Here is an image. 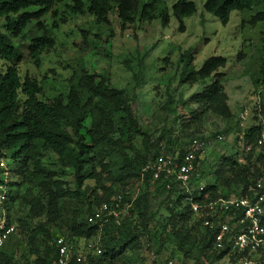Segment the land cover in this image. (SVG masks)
<instances>
[{
	"label": "rangeland",
	"instance_id": "rangeland-1",
	"mask_svg": "<svg viewBox=\"0 0 264 264\" xmlns=\"http://www.w3.org/2000/svg\"><path fill=\"white\" fill-rule=\"evenodd\" d=\"M173 1L143 0V4H149L145 11L154 18L147 21L138 14L134 23L120 31L113 11L108 14L109 26L97 25L86 14L69 16L64 12V4L69 1L56 0L53 8L56 16H45V29L38 31L27 24L23 40H12L21 55L16 66L19 78L36 80L41 88L38 99L44 102L65 95L69 85H75L81 74L105 78L112 88L126 91L138 130L154 139L163 133L161 146L167 145L170 151L176 152L181 148L185 150L187 142L195 137L205 142L204 153L197 163L203 184H211L213 172L227 158L242 166L249 165L250 179L255 174L264 184V78L260 72L264 60V0H259L249 10L230 12L224 26L202 10L204 0H189L195 5V13L182 19V32L178 31V23L171 15ZM164 9L168 19L161 25L159 14ZM257 13L263 19L253 22ZM62 19L64 21L60 22ZM42 35L52 37L53 45L42 52L35 66L25 49L31 39ZM184 51L190 52L189 64L179 58ZM209 56L225 60L217 72L229 116L206 111L190 124L188 120L196 106L189 97L213 78L195 84L178 82L184 72L198 69ZM4 68L0 62V71ZM185 124L190 126L182 128ZM250 126L260 127L261 139L255 146L244 147L243 135ZM114 130V137L141 150L142 137L133 133L122 113L114 115ZM127 153L133 155L131 150ZM40 154V166L54 172V179L63 183L62 188L73 191L72 169L62 166L50 151ZM11 155L4 151L0 158V195L4 197L0 200V212L16 226V233L3 253L11 258V264H39L36 260L45 263L44 246L51 245L56 237L73 238L68 229L70 222L87 215L93 207L91 191L94 189V194L99 196L101 189L95 182L85 181L84 187L88 188L85 196L60 199L58 219L49 224L43 214L36 216L30 209L41 195L36 180L32 176L24 180L26 172L14 171L18 165ZM101 185L109 186L114 195L122 196L127 206L120 217V229L94 232L85 239L99 249L97 255L92 254L94 260L101 257L103 241H114L121 233L129 232L137 235V247L124 250L114 264H242L232 252L216 259L219 252L202 251L200 240L204 229L201 226L189 233L187 243L174 239L168 232L169 227L163 231L168 213L161 194L152 185L146 186L142 181L124 187L105 181ZM236 190L238 188L230 192L220 189L219 192L233 196Z\"/></svg>",
	"mask_w": 264,
	"mask_h": 264
},
{
	"label": "trees",
	"instance_id": "trees-1",
	"mask_svg": "<svg viewBox=\"0 0 264 264\" xmlns=\"http://www.w3.org/2000/svg\"><path fill=\"white\" fill-rule=\"evenodd\" d=\"M68 1L64 4L66 14L73 17L89 15L97 25L109 26L108 14L113 11L120 31L134 23L138 14L147 21L154 18L145 11L149 4H143V0ZM258 1L204 0L202 10L224 26L228 22L230 12L249 10ZM55 3L56 0H0L2 21L0 62L5 66L4 70L0 71V158L4 151L11 152L14 164L18 165L14 171L22 174L26 172L24 180L31 178L30 176L36 180L41 195L30 209L36 216L43 214L49 224L55 223L58 219L60 199L68 196L82 198L85 196L88 189L84 187L85 181H93L98 189H101L99 196L94 194V189L91 191L93 207L114 195L109 186L101 185L102 181L122 187L142 181L146 186L150 184L152 188L158 190L164 201V209L168 216L162 230L165 231L169 227L168 232L174 239L180 243H187L190 239L189 233L195 227L201 226V222L192 219L190 209L181 207L179 199L170 200L174 189L167 190L166 183L160 182V178L152 181L149 169L143 171L156 157L163 133L154 139L151 135L138 130L125 90L112 88L105 78L81 74L75 85H69L65 95H58L44 102L38 99L41 88L36 80L28 77L19 78L16 66L21 61V55L12 40H23V31L27 24H32L38 31L45 29V16H56L57 12L53 10ZM170 11L178 23V31L182 32V19L195 13V5L189 0H174ZM159 16L161 25H165L168 19L166 10L164 9ZM262 19L259 13L252 18L253 22ZM52 45L53 39L50 36L35 37L26 45V56L38 66L39 56ZM179 58L185 60L186 64L191 62L189 51H184ZM224 64L223 57L209 56L203 60L198 69H191L181 75L179 84H195L213 78L212 82L203 85L198 92L189 97V101L196 106V110L189 117L190 124L197 121L206 111L221 117L229 116L219 79L220 74L217 72ZM260 72L264 78V60ZM117 113H122L132 127L133 133L142 137L140 151L127 143L128 141L114 137L116 131L114 115ZM190 124H185L182 128H188ZM260 135L259 126L245 129L244 147L255 146L260 140ZM127 150L133 151V155H128ZM42 151L52 152L62 166H69L72 169L73 191L62 188L63 183L54 179V172L40 166ZM182 154L183 151L180 150V156ZM250 175L249 165L242 166L236 160L227 158L220 168L213 172L212 182L205 184L202 194L207 193L214 198L220 189L238 188L239 193L236 195H244L246 189L254 186L255 181L259 179H256L255 174L250 179ZM85 198L86 201L88 196ZM1 205L5 209V202ZM86 216L79 221L73 219L70 222L68 229L71 237L87 239L94 235L95 229L86 223ZM262 224L264 226V218ZM120 228L121 225L117 229ZM203 229V237L200 240L201 250H211L212 237L216 230ZM108 230L114 229L106 226L103 232H110ZM102 245L101 257L97 260L90 258L83 264H114L124 250H133L137 247V235L124 232L114 241L112 239L103 241ZM44 249L47 261L44 263L36 260L39 264H49L53 259V240L51 245H45ZM227 252L228 248L225 246L216 259ZM233 255L239 257L235 253ZM11 263V258L3 251L0 252V264ZM69 264L79 263L72 260Z\"/></svg>",
	"mask_w": 264,
	"mask_h": 264
},
{
	"label": "built area",
	"instance_id": "built-area-1",
	"mask_svg": "<svg viewBox=\"0 0 264 264\" xmlns=\"http://www.w3.org/2000/svg\"><path fill=\"white\" fill-rule=\"evenodd\" d=\"M161 145L153 162L143 171L149 169L152 181L160 178V182L166 183L167 190L174 189L170 200L179 199L180 206L188 207L192 219L200 221L203 228L216 230L211 250L220 252L227 246L228 252L238 255L242 264H264L263 183L258 179L241 196L236 195L238 189L233 196L217 192V196L211 198L207 193L202 194L206 183L201 182L197 166L204 153L205 142L197 137L189 140L187 148L180 149L183 151L181 156L180 150L170 151L169 146ZM3 198L0 195V200ZM126 206L122 196H111L92 208L85 218L86 223L95 229V233L103 231L106 226L117 229ZM15 233L16 226L0 212V252ZM53 250L54 257L49 264H69L72 260L83 264L92 258V254L99 253L94 244L85 238L75 237L70 240L56 237Z\"/></svg>",
	"mask_w": 264,
	"mask_h": 264
},
{
	"label": "clouds",
	"instance_id": "clouds-1",
	"mask_svg": "<svg viewBox=\"0 0 264 264\" xmlns=\"http://www.w3.org/2000/svg\"><path fill=\"white\" fill-rule=\"evenodd\" d=\"M261 139V138H260ZM260 141V140H259Z\"/></svg>",
	"mask_w": 264,
	"mask_h": 264
}]
</instances>
